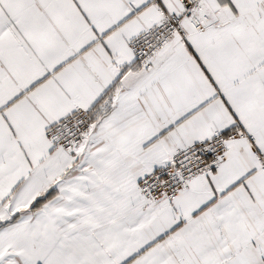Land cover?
Listing matches in <instances>:
<instances>
[{"label": "snow or ice", "instance_id": "obj_1", "mask_svg": "<svg viewBox=\"0 0 264 264\" xmlns=\"http://www.w3.org/2000/svg\"><path fill=\"white\" fill-rule=\"evenodd\" d=\"M0 264H264V0H0Z\"/></svg>", "mask_w": 264, "mask_h": 264}]
</instances>
